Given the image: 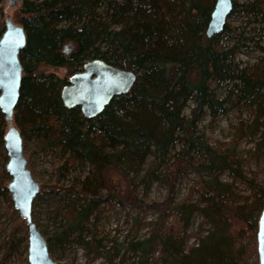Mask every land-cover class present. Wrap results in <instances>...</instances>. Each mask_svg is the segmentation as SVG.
Listing matches in <instances>:
<instances>
[{
  "label": "trees",
  "instance_id": "1",
  "mask_svg": "<svg viewBox=\"0 0 264 264\" xmlns=\"http://www.w3.org/2000/svg\"><path fill=\"white\" fill-rule=\"evenodd\" d=\"M214 1H22L17 22L25 30L26 44L19 53L22 76L13 118L23 134L58 149L63 159L59 176L69 166L82 171L87 168L68 187L56 183L39 186L34 198L49 196L63 205L61 214L67 228L55 236L59 244L67 241L70 232L78 230L98 205L121 203V196L108 188L112 169L123 179L136 181L142 188V201L152 183L167 186L149 236L128 243L138 264H256L255 260L249 262V257H255L264 185L238 172L233 176L242 179L246 192L238 194L234 184L219 181L223 172H237L233 167L237 160L229 146H212L197 124L206 113L215 117L226 110L216 92L223 84L231 85V95L254 108L253 120L241 129L242 136L253 140L264 123V47L255 64L240 66L235 59L238 42L222 44L226 25L206 37ZM237 7L233 2L230 15ZM246 10L252 15L264 14V0H251ZM3 30L0 21V36ZM65 42L73 45L67 54L61 49ZM94 58L132 70L136 78L128 93L114 96L100 114L86 118L78 107L62 105L60 89L68 79H55L40 69L64 67L75 73ZM189 101L193 107L185 116ZM2 138L0 131V147ZM148 156L152 160L144 169ZM192 172L197 175V200L175 201L177 180ZM8 182L3 169L0 196H6L14 217ZM131 196L128 198L134 202ZM192 211L200 213L211 230L189 246L181 233L186 232ZM13 241L14 236L4 243L5 249ZM155 251L157 256L150 257Z\"/></svg>",
  "mask_w": 264,
  "mask_h": 264
},
{
  "label": "rangeland",
  "instance_id": "2",
  "mask_svg": "<svg viewBox=\"0 0 264 264\" xmlns=\"http://www.w3.org/2000/svg\"><path fill=\"white\" fill-rule=\"evenodd\" d=\"M9 1L0 0V21L4 22L5 17L9 16L15 24H19L17 14L23 0H18L12 7H8ZM233 2L238 7L236 13L227 19L228 31L222 38V44L232 46L238 42L236 61L239 62L240 66H250L263 56L260 48L264 47V14L252 15L247 13L246 7L251 3V0H233ZM67 43H63L61 49L65 50L64 46ZM40 70L45 75L53 74L55 79L63 77L68 79L73 74L64 67L45 66L41 67ZM231 89V85L223 84L217 90L216 94L224 100L226 110L215 117L208 113L204 114L198 121L197 129L212 146L222 148L229 146L232 149L237 160L233 167H236L237 172L232 174L223 172L218 175V180L223 183L234 184L238 194H245L242 179L233 175L240 172L241 176L248 179L253 178L257 183L264 185V123L252 141L241 135V129L250 124L254 118V108L238 102L235 96L231 95ZM229 95L231 96L229 97ZM192 107L193 103L189 101L183 110V114L189 116ZM12 125L21 136L26 167L37 181L40 189L43 184L48 186L55 183L62 187H68L76 176H83L86 173V167L82 171L76 166H69L59 176L58 168L63 159L58 149L49 148L34 135L23 134L14 118ZM8 127L9 124L0 112L2 137L6 134ZM178 146L177 143L172 153L177 150ZM4 155L6 154L3 142L0 147V173L5 169L7 162V157L5 156L4 159ZM151 160L152 157L148 156L144 169L147 168ZM109 177L108 188L112 193L121 196V203L108 201L98 205L97 209L91 212L88 220L79 225L78 230L71 231L67 241L60 244L55 240V236L57 237L58 233L61 234V230L67 228L61 214L63 205L58 199L49 196L33 201L31 207L32 222L46 240L49 254L57 264H138L137 254L127 248L128 243L129 241H140L149 236L154 228L153 223L158 218L155 212L159 207L158 202H161L168 193L167 186L156 182L152 183L142 201V188L137 185L136 181L131 182L123 179V176L112 169L109 171ZM196 179L197 175L193 172L178 179L174 186V200L196 201L197 195L194 191ZM105 191L103 190V192ZM131 195L135 198L134 202L128 198L132 197ZM11 208H14L12 201ZM20 220L22 223L19 222ZM170 220L168 218V222ZM177 230L180 231L181 227ZM210 230V224L203 220L202 215L192 211L186 232L181 234L184 235L187 245L190 246L206 236ZM13 236L12 245L9 244L8 249H5L4 243ZM27 243L28 230L25 221L18 215L17 211L14 217L11 215L6 196L1 195L0 264H28ZM149 256L155 258L157 251L150 252ZM151 260L149 259V262ZM251 260H255L258 264L256 252L255 257L254 255L249 257V262Z\"/></svg>",
  "mask_w": 264,
  "mask_h": 264
},
{
  "label": "water",
  "instance_id": "3",
  "mask_svg": "<svg viewBox=\"0 0 264 264\" xmlns=\"http://www.w3.org/2000/svg\"><path fill=\"white\" fill-rule=\"evenodd\" d=\"M17 1L10 0L8 7L14 6ZM232 8L233 0L214 1L205 27L206 37L223 30ZM3 25L0 36V112L9 124L3 137L7 157L5 169L10 178L6 187L13 207L27 225L28 264H57L31 219V207L39 192V185L26 167L21 136L12 125L22 76L19 53L26 44V34L23 26L15 24L9 16L5 17ZM72 48V43H67L63 53L67 54ZM135 78L136 73L132 70L121 69L94 58L85 61L80 71L70 75L67 84L60 89V99L65 108L78 107L86 118H93L103 111L114 96L128 93ZM256 253L258 264H264V207L257 220Z\"/></svg>",
  "mask_w": 264,
  "mask_h": 264
}]
</instances>
